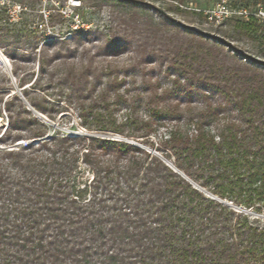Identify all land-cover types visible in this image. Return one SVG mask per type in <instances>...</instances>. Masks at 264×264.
Wrapping results in <instances>:
<instances>
[{"label":"trees","instance_id":"trees-1","mask_svg":"<svg viewBox=\"0 0 264 264\" xmlns=\"http://www.w3.org/2000/svg\"><path fill=\"white\" fill-rule=\"evenodd\" d=\"M37 2L28 0L31 8ZM2 14L0 9L5 20ZM123 26L126 39L138 37L148 45L140 58H157L168 79L160 92L140 59L123 72L140 73V84L149 88L146 96L119 93L124 80L114 66L89 63L62 70L54 80L61 66L49 68L57 54H46L43 45L39 76L28 87L33 73L26 66L14 63L11 73L31 107L48 119L45 98L37 100L33 92L48 91L44 77L58 97L75 100L87 131L145 138L164 127L160 156L91 136L57 133L30 142L50 127L16 95L6 100V127L0 126V264H264V228L222 203L264 213V70L248 56L243 59L250 64L230 59V52L244 54L222 40L179 25L175 33L144 36L130 23ZM235 29L252 39L256 32L264 35L255 21H236ZM7 35L0 38V49L8 58L28 62L37 55L38 36ZM115 40H106L105 47ZM103 76L104 87L94 94ZM11 89L1 73L0 101ZM175 96H194L202 106L180 112L169 100ZM139 103L148 109L144 116L125 112L118 121L115 107L133 111ZM19 141L25 145L8 149ZM85 172L90 179H83Z\"/></svg>","mask_w":264,"mask_h":264},{"label":"rangeland","instance_id":"rangeland-1","mask_svg":"<svg viewBox=\"0 0 264 264\" xmlns=\"http://www.w3.org/2000/svg\"><path fill=\"white\" fill-rule=\"evenodd\" d=\"M80 2L79 8L70 7L69 0H38L34 7H30L28 0H0V9L4 11L5 20H0V38H5L10 34H19L21 40L27 37L36 35L39 37V44L35 50L36 56L28 59L25 62L23 59L14 56L10 59L6 56L3 49H0V74L6 73L9 79V84L12 89L8 90L7 95L0 101V126L6 127V115L3 109L4 102L10 100L12 96L16 95L22 102L26 110L33 112L34 115L50 127L47 138H36L46 140L55 134L69 135V136H91L103 139L125 141L148 151L153 155L160 156L158 151V144L161 138L166 135L164 127H157L156 130L148 137V140L153 145L144 143L145 138L124 137L111 132H98L87 131L81 126L80 119L78 118V105L74 99L68 103L62 97L57 96V88L55 86H48V77H44L43 84H46L47 92L41 90H33L36 99L44 97L46 100V112H51L48 115L51 119L38 113L31 107L29 102L22 94V89L18 87L17 79L11 73L12 65L19 64L26 66L33 76L29 83L24 86L28 87L39 76V51L41 46L47 47L46 54L56 53L55 60L51 62L49 67L51 70L57 64H60L61 71H57L54 80L58 78L60 72L66 71L69 68L79 70L82 66H87L89 63L92 66L101 68L105 66L117 67V77L119 80H124L123 84L118 88L119 93L126 91V97L133 96L134 94L148 95L149 88L145 89L141 84V75L138 71L123 72V68L133 64L138 59L141 61V66L148 69L147 78L150 80H158L160 88L168 86V79L159 71V62L156 57L140 58L141 52H146L148 45L144 46L142 39L138 37L126 39L124 37L123 28L126 23H130L136 28H139L142 36L149 33H175L176 25L191 29L195 33L210 37L218 38L225 44H229L236 48L243 56L235 55L234 53L228 54L234 60L244 61L250 64L249 59H243L244 56L251 57L257 60L258 67L264 70V35L256 32L255 37H247L244 34L237 33L235 29L236 21L252 22L255 21L260 24L264 30V24L255 20L253 17L244 18L240 15L234 14L230 17L217 18L214 15L218 3L224 1L234 11L247 7L253 10L255 4H261L264 7V2L254 0H186L184 4L179 5L175 0H78ZM243 5V6H241ZM62 9L63 13H59L58 9ZM49 13V14H48ZM72 13L78 16V21L67 17ZM49 15V16H48ZM206 16V17H205ZM2 18V17H1ZM4 18V17H3ZM5 30L4 32H2ZM115 37L116 40L105 47L106 40ZM62 40L67 41L68 44L62 43ZM61 42V43H60ZM144 46V47H143ZM228 49V47H226ZM228 51V50H227ZM24 71L20 72L21 75ZM172 76V75H171ZM132 79L135 84L132 85ZM103 76L101 84L95 88L94 94H99L104 87ZM66 92V90H65ZM49 94V95H47ZM113 91H108L110 99L113 98ZM170 102L178 103L180 112H195L202 106V102L191 96L186 99L182 96L171 97ZM161 103H159L160 105ZM60 112V113H58ZM116 117L118 121L122 120L125 112H137L139 116H144V112L148 109L143 104H137L133 111L128 110L125 105H118L115 107ZM224 112H234L226 110ZM40 114L44 119L38 117ZM233 116V115H231ZM38 143L39 141L34 142ZM24 146V141L16 142L8 149H15L19 146ZM4 147L0 143V148ZM167 164L173 168L171 162ZM91 176L88 172L83 173V179H90ZM206 195L212 197L210 194ZM237 212L243 211L248 216L250 221L259 227L264 228V213L258 214L252 210H245L236 206L229 201H222Z\"/></svg>","mask_w":264,"mask_h":264},{"label":"built area","instance_id":"built-area-1","mask_svg":"<svg viewBox=\"0 0 264 264\" xmlns=\"http://www.w3.org/2000/svg\"><path fill=\"white\" fill-rule=\"evenodd\" d=\"M70 1V7L76 9L80 7V2L78 0H69ZM253 10H250L247 7H242L238 9L237 11L234 9H231L224 1L220 2L216 6V10L214 11V15L219 19L221 17H230L234 14L240 15L241 17L244 18H250L253 17L255 20L261 22L264 24V7L261 4H255V6L252 7ZM59 13H63L62 9H58ZM49 14V13H48ZM72 13L68 14L67 17L73 18L75 20H79L77 14L72 17ZM49 16V15H48Z\"/></svg>","mask_w":264,"mask_h":264},{"label":"water","instance_id":"water-1","mask_svg":"<svg viewBox=\"0 0 264 264\" xmlns=\"http://www.w3.org/2000/svg\"><path fill=\"white\" fill-rule=\"evenodd\" d=\"M37 116H38V117H41L42 119H44L40 114H37ZM47 137H48V135L45 136L44 139L47 138ZM33 141L36 142V141H39V139H37V140H33ZM19 145H20V143L16 144L15 146H19Z\"/></svg>","mask_w":264,"mask_h":264}]
</instances>
